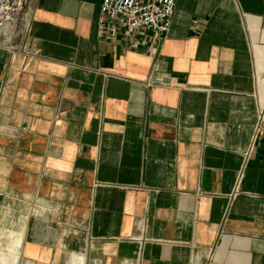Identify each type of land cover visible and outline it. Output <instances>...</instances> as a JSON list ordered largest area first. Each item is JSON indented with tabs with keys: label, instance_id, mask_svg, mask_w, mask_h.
I'll use <instances>...</instances> for the list:
<instances>
[{
	"label": "crops",
	"instance_id": "crops-1",
	"mask_svg": "<svg viewBox=\"0 0 264 264\" xmlns=\"http://www.w3.org/2000/svg\"><path fill=\"white\" fill-rule=\"evenodd\" d=\"M101 3L5 17L0 218H21L18 264H264V0H177L159 42L110 37Z\"/></svg>",
	"mask_w": 264,
	"mask_h": 264
},
{
	"label": "built area",
	"instance_id": "built-area-1",
	"mask_svg": "<svg viewBox=\"0 0 264 264\" xmlns=\"http://www.w3.org/2000/svg\"><path fill=\"white\" fill-rule=\"evenodd\" d=\"M177 0H102L96 25L110 37L121 29L147 34L159 42L170 27ZM0 88V96H1ZM262 114H260V117Z\"/></svg>",
	"mask_w": 264,
	"mask_h": 264
},
{
	"label": "bare ground",
	"instance_id": "bare-ground-1",
	"mask_svg": "<svg viewBox=\"0 0 264 264\" xmlns=\"http://www.w3.org/2000/svg\"><path fill=\"white\" fill-rule=\"evenodd\" d=\"M18 224L22 230L17 227ZM24 237L21 218L17 216L7 217L3 213L0 221V264H18L20 247ZM4 239H9L11 244L4 247L1 243Z\"/></svg>",
	"mask_w": 264,
	"mask_h": 264
},
{
	"label": "rangeland",
	"instance_id": "rangeland-1",
	"mask_svg": "<svg viewBox=\"0 0 264 264\" xmlns=\"http://www.w3.org/2000/svg\"><path fill=\"white\" fill-rule=\"evenodd\" d=\"M30 1L32 0H0V14L1 16L2 15L4 16V19L0 22V23L3 22L0 25V35H3V38L0 39V43L8 44L11 41L10 40L8 42V39L9 38L12 39V32L15 24L14 20L10 16L5 18L4 13L5 12L7 13L12 12L13 14L16 13L18 16L17 26L19 28L23 22L22 18L26 14L25 12L28 7L27 3H29ZM1 243L4 245V247L11 244L9 239H4Z\"/></svg>",
	"mask_w": 264,
	"mask_h": 264
},
{
	"label": "water",
	"instance_id": "water-1",
	"mask_svg": "<svg viewBox=\"0 0 264 264\" xmlns=\"http://www.w3.org/2000/svg\"><path fill=\"white\" fill-rule=\"evenodd\" d=\"M4 12H5V11H4ZM6 13H7V12L4 13L5 17L7 16ZM3 19H4V16H3V15L1 16V14H0V22H1Z\"/></svg>",
	"mask_w": 264,
	"mask_h": 264
}]
</instances>
